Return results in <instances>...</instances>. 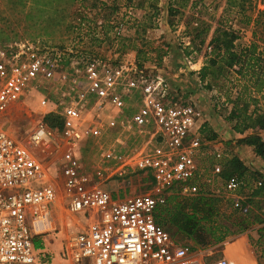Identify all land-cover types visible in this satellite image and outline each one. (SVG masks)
<instances>
[{
  "label": "built area",
  "instance_id": "1",
  "mask_svg": "<svg viewBox=\"0 0 264 264\" xmlns=\"http://www.w3.org/2000/svg\"><path fill=\"white\" fill-rule=\"evenodd\" d=\"M119 30L115 27V33ZM66 56L64 49L39 38L0 45V114L38 82L57 78L63 90L72 89L70 100L56 104L42 95L39 102L61 120L60 136L67 142L100 136L103 121L111 130H147L148 140L126 155V165L150 174L156 193L113 196L102 185L106 168L86 172L65 153L62 203L70 228L62 230L57 264H233L227 258H205L154 220L167 188L178 185L182 195L201 191L196 158L207 141L195 102L177 94L158 67L151 71L134 59L113 62L86 54L81 55L82 66L72 64L68 74ZM135 99L139 104L128 112ZM53 131L40 120L25 145L0 126V264H55L50 250L35 243L42 241L41 235L59 231L57 194L29 147L43 152L54 141ZM257 136L264 144V128ZM116 144L121 140L102 151L103 162L115 160ZM205 153L221 158L220 151ZM221 168L213 165V174ZM222 185L233 191L241 183L230 177Z\"/></svg>",
  "mask_w": 264,
  "mask_h": 264
},
{
  "label": "rangeland",
  "instance_id": "2",
  "mask_svg": "<svg viewBox=\"0 0 264 264\" xmlns=\"http://www.w3.org/2000/svg\"><path fill=\"white\" fill-rule=\"evenodd\" d=\"M141 1L143 7L139 8L137 5ZM233 1L236 3L234 6H229L228 0H188L182 8L176 5L179 11L170 15L169 0H164V3L159 0V14L152 17L156 26L147 27L142 31V26L138 25L146 21L151 14V8H147V0H0V45L36 38L48 41L66 51L63 68L68 74H72V64L77 62L79 68L82 66L80 58L86 54L113 62L134 59L148 66L151 71L158 67V70L167 76L177 94L190 98L199 109L204 103L208 105L212 114L227 127L231 137L229 142L239 144L236 141L246 135H257L263 128L250 126L242 133H237L233 125L240 119H233L230 111L235 109L240 115H246L245 124L250 123L248 117L255 119V115L264 109V88L256 92L250 82L247 91L257 102L247 101V106H244V102L236 101V97L243 92L245 82L233 70L225 69L219 75L215 70L209 73L205 80H201L196 73L200 69L197 70V63L201 67L209 57L207 53L211 47L207 46V43L214 29L220 27L236 35L233 43L238 49L255 43V53H259L261 57L256 65V72L264 78V0ZM199 24L209 26V32L200 51L191 50L187 57L190 62L187 65L196 66H191L186 71L181 68L179 76H172L177 70L174 64L181 62L172 48L180 53V50L189 47L191 37L195 33L194 27ZM115 27L120 28L119 33H115ZM245 77L248 78V75ZM59 84L57 78L44 83L38 82L31 94H27L18 103L13 104L10 110L0 114V126L25 145L28 144V136L38 121L41 120L50 128L52 127L49 123L55 125L52 128L54 141L43 152L41 147L29 146L46 168L48 180L55 187L57 194L59 208L56 227L59 231L40 237L41 246L50 250L55 264L59 260L57 254L62 233L70 228L62 203L64 191L61 165L65 153H70L86 172L93 173L99 167L106 168L102 185L107 187L113 196L156 193V183L150 174L126 165L129 158L126 155L135 148L141 149L148 140L147 130L140 131L134 127L111 130L103 121L100 136L89 135L80 141L67 142L60 136L61 120L39 102L42 95L51 103L69 101L73 95L72 89L68 87L63 90ZM138 104L137 100L135 107H130L128 112H132ZM116 139L121 140V144L114 147L117 157L113 161L103 162L102 151L109 148ZM206 151H220L221 158L215 159L207 155ZM232 154L233 151L223 140L210 141L203 147V152L196 158L200 187L205 192L219 195L224 201L228 198L239 200V207L246 203L252 215H261L260 211L264 210V195L255 194L257 181L250 180L249 186L242 185L233 191H227L223 188L221 173L212 172L215 164H221L223 169L225 159ZM170 192V188L164 190L166 195ZM235 203L234 201L229 205L222 204L224 212L229 214ZM256 203L261 207L260 210L254 207ZM260 226L263 224L253 225L243 233L231 235L220 243L196 250L208 259L224 258L223 255L227 252L228 259L233 264H264V232L260 239L257 238V228ZM241 235L246 239L239 245L235 244L234 241L239 242ZM174 238L181 243L191 244L181 235L175 234Z\"/></svg>",
  "mask_w": 264,
  "mask_h": 264
},
{
  "label": "trees",
  "instance_id": "3",
  "mask_svg": "<svg viewBox=\"0 0 264 264\" xmlns=\"http://www.w3.org/2000/svg\"><path fill=\"white\" fill-rule=\"evenodd\" d=\"M187 1L188 0H169L168 14L173 15L178 12V7H184ZM142 2L143 1L139 2L137 7H143ZM147 2V8H151V14L147 17L146 21L140 24L138 23V26H142V31L147 27H155L156 24L152 17H156L159 14V0H147ZM227 4L229 6H234L236 3H234L233 0H228ZM176 5L178 7H176ZM194 30L195 33L191 37L189 45L192 49H189V47L183 49V54L186 57L190 55L192 52L191 50L195 52L200 51L208 35L209 26L199 24L197 27H194ZM137 32L138 31H136V33ZM235 39L236 35L233 33L220 27L215 28L207 43V46L211 47L210 51L207 53L209 57L203 62L198 74L201 80H205L209 73H213L215 70L218 71V75L225 69L233 70L234 73L241 76V79L245 82L243 85V92L237 95L236 101L242 100L244 106H247V101L253 103L257 102L247 91L248 84L251 82L256 92L264 88V78L256 72V65L259 63L261 57L259 53H255V43L252 42L249 46L238 49L233 43ZM142 60L143 59H141V61ZM247 75L248 78L245 77ZM230 114L233 119H240L238 121L236 120L233 125V129L237 133H242L250 126L264 128V109L259 114L255 113V119L248 117V119H250V123L248 124H245L247 119L246 115H240L235 109H232ZM49 125L52 128L55 126L51 123H49ZM200 133L202 138L207 141L214 140L216 136L205 123L202 124ZM238 142L251 146L255 154L264 160V144L260 142L257 135H246L239 139ZM220 173L223 180L235 176L241 183L239 188L242 185L245 187L249 186L250 180L254 182L260 181V185H255V188H257L255 194L259 196L264 195V180L258 173L248 169L234 154L225 159L223 169ZM170 191V194L166 195L164 203L159 206L154 213V220L168 231L172 237H175V234L181 235L184 239L189 241L195 249L220 243L231 235L243 233L251 229L253 225L256 224H263V226L257 228L258 238L260 239L263 236L264 210L260 211L261 215H252L251 209L246 207V203H243L242 206L239 207V200L228 198L224 201L219 195L205 192L202 189L194 195H182L179 192V186L173 185L170 187ZM234 201L237 205H232L231 212L226 214L222 208V204L229 205ZM254 207L259 210L261 208L257 203ZM222 220H225V222ZM35 245L41 246L39 241H36Z\"/></svg>",
  "mask_w": 264,
  "mask_h": 264
},
{
  "label": "crops",
  "instance_id": "4",
  "mask_svg": "<svg viewBox=\"0 0 264 264\" xmlns=\"http://www.w3.org/2000/svg\"><path fill=\"white\" fill-rule=\"evenodd\" d=\"M162 2L164 3V0H161V3ZM172 49L176 54H178V57L181 60V62L179 61L174 64L177 70L174 71L172 76H179L181 68H183L186 71V69L189 70V67L196 66L195 64L190 65V66L187 65V63H190V62L187 61L188 59L183 54V51L180 50L179 51L181 53L180 54L178 53V51L175 50L174 47ZM199 68H200V65H198L197 63V70ZM196 73H198V71H196ZM134 101L136 102V99ZM204 104H203L204 107L200 106L202 124L205 123L207 127L216 135L215 139L211 142L223 140L224 143L229 145V149L233 151L234 155L237 156V158L248 169L258 173L260 177L264 180V160L255 154L251 146H247L245 144L239 143L238 141L236 142L239 144H236L235 142H229V138L231 137L229 135L227 127L218 118H216L212 114L210 108H208V105H204ZM209 143L210 141L207 142V144ZM245 236L247 237V234H245ZM245 236L241 235L239 242L238 240H236L234 241V243L239 245L242 242V240L246 239ZM257 238H258V235H257ZM228 255L229 254L225 252L223 257L228 259L229 258Z\"/></svg>",
  "mask_w": 264,
  "mask_h": 264
}]
</instances>
